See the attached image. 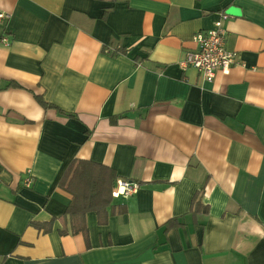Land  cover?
Segmentation results:
<instances>
[{
    "label": "crops",
    "instance_id": "1",
    "mask_svg": "<svg viewBox=\"0 0 264 264\" xmlns=\"http://www.w3.org/2000/svg\"><path fill=\"white\" fill-rule=\"evenodd\" d=\"M231 7L239 64L212 82L182 70ZM0 14V264H264V0H0ZM73 159L139 185L103 222L87 213L85 235L57 185Z\"/></svg>",
    "mask_w": 264,
    "mask_h": 264
},
{
    "label": "trees",
    "instance_id": "2",
    "mask_svg": "<svg viewBox=\"0 0 264 264\" xmlns=\"http://www.w3.org/2000/svg\"><path fill=\"white\" fill-rule=\"evenodd\" d=\"M12 86L19 87L16 84H12ZM35 99L44 109L52 107L39 96H35ZM114 121L115 118H111L110 123H114ZM117 179V173L112 168L88 160L73 159L70 161L57 184L71 196L70 203L64 212V216L69 220L70 233L82 232L84 235L86 234L84 217L87 213L95 212L103 218L100 222L104 221L107 208L112 207V192ZM200 192H196L191 199L190 210L192 212H197L201 205L197 200ZM201 211L207 213L208 207L201 206ZM52 222L50 220L48 223H32L35 227L48 231ZM174 225H177L175 220L166 223L167 228ZM60 233L66 232L62 230Z\"/></svg>",
    "mask_w": 264,
    "mask_h": 264
},
{
    "label": "built area",
    "instance_id": "3",
    "mask_svg": "<svg viewBox=\"0 0 264 264\" xmlns=\"http://www.w3.org/2000/svg\"><path fill=\"white\" fill-rule=\"evenodd\" d=\"M4 15L0 14V18ZM230 16L225 10L218 13V18L212 27L202 30L192 36L194 48L185 52L183 60L179 63L182 70L193 69L205 82H212L218 72L226 73L232 67L239 64L236 54L225 47L226 33L225 23ZM7 38H2L1 43L8 45ZM31 180L26 178V186H30ZM139 185L134 181L119 179L116 181L112 197L126 198L136 193Z\"/></svg>",
    "mask_w": 264,
    "mask_h": 264
},
{
    "label": "water",
    "instance_id": "4",
    "mask_svg": "<svg viewBox=\"0 0 264 264\" xmlns=\"http://www.w3.org/2000/svg\"><path fill=\"white\" fill-rule=\"evenodd\" d=\"M226 12L232 17L237 15L235 9H233L232 7L229 8Z\"/></svg>",
    "mask_w": 264,
    "mask_h": 264
}]
</instances>
